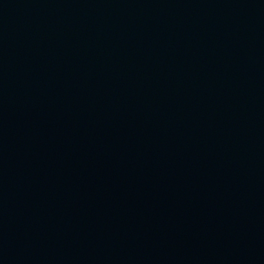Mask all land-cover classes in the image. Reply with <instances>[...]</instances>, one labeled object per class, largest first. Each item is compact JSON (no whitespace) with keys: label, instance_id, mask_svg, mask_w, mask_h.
<instances>
[{"label":"water","instance_id":"water-1","mask_svg":"<svg viewBox=\"0 0 264 264\" xmlns=\"http://www.w3.org/2000/svg\"><path fill=\"white\" fill-rule=\"evenodd\" d=\"M0 264H264V0H0Z\"/></svg>","mask_w":264,"mask_h":264}]
</instances>
